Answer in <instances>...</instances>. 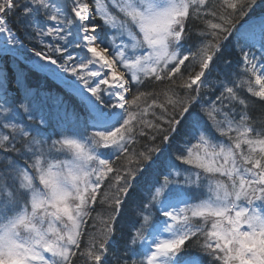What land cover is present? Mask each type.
<instances>
[{
    "label": "snow or ice",
    "instance_id": "snow-or-ice-1",
    "mask_svg": "<svg viewBox=\"0 0 264 264\" xmlns=\"http://www.w3.org/2000/svg\"><path fill=\"white\" fill-rule=\"evenodd\" d=\"M3 56L0 264H264V0H0Z\"/></svg>",
    "mask_w": 264,
    "mask_h": 264
},
{
    "label": "trees",
    "instance_id": "trees-1",
    "mask_svg": "<svg viewBox=\"0 0 264 264\" xmlns=\"http://www.w3.org/2000/svg\"><path fill=\"white\" fill-rule=\"evenodd\" d=\"M212 2L213 4H215L217 0H212ZM260 11L261 9L257 8L254 11L253 15L260 13ZM196 30L197 29L194 28L193 33H195ZM32 46H33L32 44H29V47H32ZM37 47H40V46L37 45ZM4 62H5V67H7V87L13 91H17V94L19 95L18 90L16 89L13 83L14 75H13V67L11 66L12 58L5 57ZM16 63L19 65L20 69H22L23 71L27 73V83L30 87L37 88L44 92H51L53 94H59L61 97H64V96L68 97L69 101L73 105H77L74 97H72L65 89L61 88L56 83L51 81L45 74L40 73L35 69H32L30 66H28L27 64H25L24 62L20 60H18ZM162 89H163V86H161V90ZM141 90L142 91H153V89L151 88L141 89ZM160 98L163 99L162 96ZM253 102H249L248 115H249L250 121L253 124V126L259 130L260 128H264V102H260L259 99H255V98ZM140 103L142 107L145 106L144 100H142ZM147 103H151V99H147ZM146 119L150 120L151 117L148 116L146 117ZM102 195H103V191L101 192L99 198H102ZM97 208H101V207L98 205ZM94 213L95 212H93L92 215ZM89 222L90 220L88 221V226H90ZM83 240L87 241L88 237L87 236L83 237ZM73 259L76 260L75 257ZM77 264H80L78 260H77Z\"/></svg>",
    "mask_w": 264,
    "mask_h": 264
},
{
    "label": "rangeland",
    "instance_id": "rangeland-1",
    "mask_svg": "<svg viewBox=\"0 0 264 264\" xmlns=\"http://www.w3.org/2000/svg\"><path fill=\"white\" fill-rule=\"evenodd\" d=\"M242 95L246 96V97H249V102H253L254 98L255 99H259L257 97H251L250 93H247V91H246V86H245L244 91L242 92ZM100 214H102V209L101 208H96L95 213L92 215V217H95L96 219L95 220L89 219L90 220L89 224L91 225L93 223H96L99 226V224H100Z\"/></svg>",
    "mask_w": 264,
    "mask_h": 264
}]
</instances>
